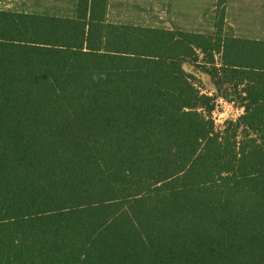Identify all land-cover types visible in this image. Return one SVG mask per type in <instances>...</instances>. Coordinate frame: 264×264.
<instances>
[{"label": "trees", "instance_id": "obj_1", "mask_svg": "<svg viewBox=\"0 0 264 264\" xmlns=\"http://www.w3.org/2000/svg\"><path fill=\"white\" fill-rule=\"evenodd\" d=\"M0 11V264H264V42ZM200 51L243 114L217 129Z\"/></svg>", "mask_w": 264, "mask_h": 264}, {"label": "rangeland", "instance_id": "obj_2", "mask_svg": "<svg viewBox=\"0 0 264 264\" xmlns=\"http://www.w3.org/2000/svg\"><path fill=\"white\" fill-rule=\"evenodd\" d=\"M75 0H56V2ZM216 0H111L106 13L108 23L140 26L155 29L182 30L187 32L211 34L214 30ZM228 0L224 6V35L231 29L233 34L243 38L264 40V0ZM215 2V3H214ZM65 3V12L72 13L74 5ZM248 7H252L249 10ZM71 9V11H70ZM174 22L170 24V19ZM214 21V22H213ZM231 33V32H230ZM230 35V34H229ZM197 57L181 62L182 69L195 90L201 95L213 98L211 120L217 129L223 128L227 121H234L243 114L234 90L227 84H216L223 76L216 68H221L219 56L214 65L211 57L197 51Z\"/></svg>", "mask_w": 264, "mask_h": 264}, {"label": "crops", "instance_id": "obj_3", "mask_svg": "<svg viewBox=\"0 0 264 264\" xmlns=\"http://www.w3.org/2000/svg\"><path fill=\"white\" fill-rule=\"evenodd\" d=\"M110 2H111V0L109 1V5H110ZM227 2H228V0H226V4H227ZM65 3H70V2H68V1L56 2V0H0V11L44 15V16H48V17L51 16V17L71 18L74 13L71 11V9H70V11L72 13L65 12V10L68 9L64 6ZM245 3L247 5H251L252 1L246 0ZM70 5H75V2L70 3ZM109 5H108L107 11H109ZM212 9H215V6ZM248 9L252 10L253 8L248 7ZM73 10H74V8H73ZM224 18H225V14H224ZM169 21H170V24L172 22H174V20L172 18ZM224 21H225V19H224ZM114 24H119V23L116 22ZM164 29L165 30H171V29H167L166 27ZM225 30L226 29H224V24H223V31L225 32ZM228 31L231 32V33L229 32L230 35H232L233 37L238 38V39L264 42V40L243 38V37L236 36L235 32L233 34V31L231 29H228Z\"/></svg>", "mask_w": 264, "mask_h": 264}]
</instances>
